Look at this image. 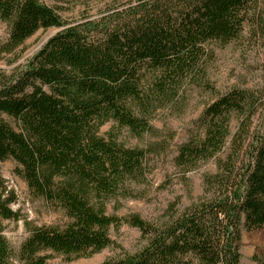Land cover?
I'll list each match as a JSON object with an SVG mask.
<instances>
[{
    "label": "trees",
    "instance_id": "trees-1",
    "mask_svg": "<svg viewBox=\"0 0 264 264\" xmlns=\"http://www.w3.org/2000/svg\"><path fill=\"white\" fill-rule=\"evenodd\" d=\"M0 21L5 56L41 30H60L24 65L0 69V162L13 161L30 195L66 218L27 222L14 250L4 231L18 219L17 198L0 175V264L90 258L124 225L144 246L102 264H241L243 231L264 228V90L219 93L209 68L218 48L264 46V0H114L100 18L71 25L42 0H0ZM192 90L213 98L174 165L188 185L213 161L203 194L184 209L171 203L158 221L110 214V202L136 197L132 185L146 184L152 160L170 147L156 116L184 112ZM108 123L160 141L127 147L100 135ZM253 259L264 264V254Z\"/></svg>",
    "mask_w": 264,
    "mask_h": 264
},
{
    "label": "rangeland",
    "instance_id": "rangeland-1",
    "mask_svg": "<svg viewBox=\"0 0 264 264\" xmlns=\"http://www.w3.org/2000/svg\"><path fill=\"white\" fill-rule=\"evenodd\" d=\"M114 0H42L54 8L65 24L71 25L85 19L100 18ZM59 29L39 31L21 47L15 55L0 54V69H13L24 65ZM8 38V27L0 21V46ZM209 76L219 93L233 88L264 90V46L251 43H233L216 50V58L209 68ZM184 112L161 111L156 116L154 125L162 136H172L166 153L154 157L152 172L146 184L132 185L135 198L118 199L110 202L108 212L118 217L139 215L147 221H158L167 207L180 199V208L184 209L203 194V178L216 171L215 163L202 164L190 173L186 185L174 165V158L180 145L185 143L194 129V123L202 114L205 105L213 98L199 90H192ZM114 134L118 141L127 147H144L148 143L160 141L151 136L135 138L127 129H121L114 123H108L100 135L108 137ZM164 138V137H163ZM16 164L9 160L0 162V175L6 185L14 191L17 201L11 205L18 213V219L5 222L4 235L10 246L18 250L29 233L26 223L37 226H62L66 218L61 212L49 208L43 201L33 198L26 183L15 175ZM114 245L90 258L68 262L64 257L50 255L48 264H102L107 259L123 254H134L144 246L139 230L122 226L111 230ZM241 264H256L255 255L264 254V228L251 232L243 231L241 242Z\"/></svg>",
    "mask_w": 264,
    "mask_h": 264
}]
</instances>
